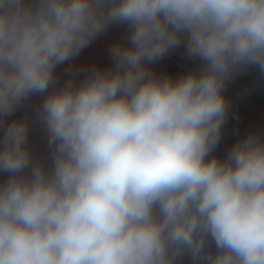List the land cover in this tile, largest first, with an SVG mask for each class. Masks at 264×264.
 I'll use <instances>...</instances> for the list:
<instances>
[{
  "label": "clouds",
  "instance_id": "obj_1",
  "mask_svg": "<svg viewBox=\"0 0 264 264\" xmlns=\"http://www.w3.org/2000/svg\"><path fill=\"white\" fill-rule=\"evenodd\" d=\"M111 25L112 66L57 87ZM181 46L199 70L157 75ZM248 67L264 74V0H0V264H264V130L215 155ZM33 95L50 166L8 122Z\"/></svg>",
  "mask_w": 264,
  "mask_h": 264
},
{
  "label": "rangeland",
  "instance_id": "obj_2",
  "mask_svg": "<svg viewBox=\"0 0 264 264\" xmlns=\"http://www.w3.org/2000/svg\"><path fill=\"white\" fill-rule=\"evenodd\" d=\"M115 41L127 43V26L111 25L102 33L88 48L84 49L81 54L72 61L56 69L57 87L61 86L68 78V70L86 69L93 65L103 69L112 66V59L109 55V48ZM200 61L198 59H189L183 46L171 50L164 58L154 63L150 67L157 75H169L173 79L178 78L179 74L174 69L184 71L199 70ZM253 75L264 81V74H261L255 67H248L239 71L236 75ZM83 78V72L77 76V80ZM235 89L234 84L225 87V96L228 100ZM43 101V95H33L24 104L8 118V122L14 118L27 117L29 121V138L28 143L34 159L41 160L50 166V150L47 147V138L43 132L42 126L36 119L35 108ZM264 130V101L251 100L247 103L246 110L227 127L222 135L215 150V155L223 158L227 150L235 141L247 134L249 130ZM3 129L0 128V137ZM7 178V174H0V182ZM188 257H185L186 261ZM184 261V260H182ZM180 262L182 264L183 262ZM183 264H190V260Z\"/></svg>",
  "mask_w": 264,
  "mask_h": 264
},
{
  "label": "trees",
  "instance_id": "obj_3",
  "mask_svg": "<svg viewBox=\"0 0 264 264\" xmlns=\"http://www.w3.org/2000/svg\"><path fill=\"white\" fill-rule=\"evenodd\" d=\"M174 70L181 75L188 72L181 69ZM233 84L235 89L228 99L229 114L222 128V133L246 110L249 101H264V81L260 80L258 77L247 74L233 76L226 83L225 87Z\"/></svg>",
  "mask_w": 264,
  "mask_h": 264
},
{
  "label": "built area",
  "instance_id": "obj_4",
  "mask_svg": "<svg viewBox=\"0 0 264 264\" xmlns=\"http://www.w3.org/2000/svg\"><path fill=\"white\" fill-rule=\"evenodd\" d=\"M213 251H214V248H213ZM188 259V258H187ZM182 260H184V261H182L183 263L186 261V259H185V257L182 259ZM189 261V259L186 261V262H188ZM182 263V264H183Z\"/></svg>",
  "mask_w": 264,
  "mask_h": 264
}]
</instances>
